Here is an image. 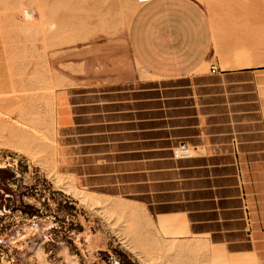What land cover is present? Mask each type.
<instances>
[{
  "label": "crops",
  "instance_id": "obj_1",
  "mask_svg": "<svg viewBox=\"0 0 264 264\" xmlns=\"http://www.w3.org/2000/svg\"><path fill=\"white\" fill-rule=\"evenodd\" d=\"M138 1L123 36L133 69L99 55V71L85 61L65 90L84 177L142 205L168 236L250 253L239 161L249 153L237 142L264 146V0ZM180 143L198 153L175 159Z\"/></svg>",
  "mask_w": 264,
  "mask_h": 264
},
{
  "label": "rangeland",
  "instance_id": "obj_2",
  "mask_svg": "<svg viewBox=\"0 0 264 264\" xmlns=\"http://www.w3.org/2000/svg\"><path fill=\"white\" fill-rule=\"evenodd\" d=\"M139 4L0 0V264H264V146L259 143L237 142L240 152L249 153L239 158L240 176L256 244L242 255L227 256L199 237L168 236L142 205L109 196L99 178L84 177L83 169L90 168L77 147L65 90L83 78L85 61L86 69L99 71L98 61L90 67L99 55H116L120 68L133 69L122 51L123 36L126 16ZM98 10L104 25L95 17ZM100 42H106L102 50ZM69 52L75 53V64ZM128 208L136 211V220L124 214ZM192 242L199 249L185 248Z\"/></svg>",
  "mask_w": 264,
  "mask_h": 264
},
{
  "label": "bare ground",
  "instance_id": "obj_3",
  "mask_svg": "<svg viewBox=\"0 0 264 264\" xmlns=\"http://www.w3.org/2000/svg\"><path fill=\"white\" fill-rule=\"evenodd\" d=\"M67 1H68V0H67ZM103 3H104V2H103ZM134 4H135V3H134ZM135 5H136V4H135ZM102 6H104V5H102ZM75 8H76V7H75ZM78 9H79V8H78ZM106 9H107V8H106ZM110 9H111V8H110ZM7 10H8V9H7ZM125 11H126V10H125ZM110 12H111V11H110ZM105 13H106V11H105ZM117 13H119V12H117ZM121 13H122V12H121ZM122 14H124V11H123ZM125 14H127V12H126ZM125 14H124V15H125ZM133 14H134V10H130L129 13H128V16H126V17H127V18L130 17L129 19L131 20V17L133 16ZM118 15H119V14H118ZM124 15H123V16H124ZM106 16H107V15H106ZM121 16H122V15H121ZM95 17H99V20H98V21H101V22H99L100 24H103V23H104V22H103V14H102V15L100 14V10L97 11V16H95ZM104 17H105V15H104ZM127 18H126V19H127ZM107 19H108V17H107ZM110 19H111V18H110ZM124 19H125V18H124ZM126 19H125V20H126ZM108 20H109V19H108ZM129 22H130V21H129ZM128 24H129V23H128ZM103 25H104V24H103ZM105 25L108 26L107 23H106ZM126 25H127V24L125 23V26H126ZM115 28H116V27H115ZM126 29H127V28H126ZM16 50H17V49H16ZM9 52H10V51H9ZM19 62H20V61H19ZM21 65H22V64H21ZM30 75H31V74H30ZM25 85H26V84H25ZM36 90H37V89H36ZM49 90H50V89H49ZM28 91H29V90H28ZM32 100H33V99H32ZM49 100H50V99H49ZM20 119H21V118H20ZM22 131H23V130H22ZM23 132H25V131H23ZM25 133H26V132H25ZM25 133H24V134H25ZM19 135H21V134H19ZM21 137H22V135H21ZM194 152H195V151H194ZM56 179H57V178H56ZM64 180H65V179H64ZM65 183H66V182H65ZM65 183H64V184H65ZM56 186H57V185H56ZM76 192H77V190H76ZM83 195H84V194H83ZM96 195H97V194H96ZM96 195H95V196H96ZM93 196H94V195H93ZM95 196H94V197H95ZM80 197H81V196H80ZM101 197H102V196H101ZM101 197H100V198H101ZM98 198H99V197H98ZM102 198H103V197H102ZM95 199H96V197H95ZM90 200H91V199H90ZM101 200H102V199H101ZM110 200H111V199H110ZM94 202H95V201H94ZM96 202H97V201H96ZM96 202H95V203H96ZM90 203H93V202H90ZM127 203H128V202H127ZM87 205H88V204H87ZM138 206H139V205H138ZM115 207H116V206H115ZM133 208H134V207H133ZM133 208H131V209L128 208L127 210H125V213H124V214L127 215V217H128L129 219L136 220V219H137V213H136V211H135ZM161 225H162V224H161ZM163 225H164V224H163ZM128 227H129V226H128ZM135 236H136V235H135ZM136 237H137V236H136ZM141 237H142V236H141ZM142 238H144V237H142ZM141 240H142V239H141ZM137 241H139V240H137ZM143 241H144V240H143ZM143 241H142V242H143ZM196 242H197V241H196ZM140 243H141V242H140ZM185 244H186V243H185ZM200 244H201V243H200ZM183 246H184V245H183ZM198 247H199V245L196 244V243H193V242L190 243V244H187V245L185 246V248H187V249H189V250H193V251L199 249ZM182 248H183V247H182ZM247 261H248V260H247ZM236 262H237V261H236ZM236 262H235V263H236ZM240 262H241V261H240ZM226 263H227V262H226ZM232 263H233V262H232ZM245 263H246V262H245ZM236 264H237V263H236ZM238 264H239V262H238Z\"/></svg>",
  "mask_w": 264,
  "mask_h": 264
},
{
  "label": "built area",
  "instance_id": "obj_4",
  "mask_svg": "<svg viewBox=\"0 0 264 264\" xmlns=\"http://www.w3.org/2000/svg\"><path fill=\"white\" fill-rule=\"evenodd\" d=\"M147 0H141V2H146ZM212 72H216L213 67ZM195 148L191 147L186 143H180L175 148H173V157L175 159H189L194 156Z\"/></svg>",
  "mask_w": 264,
  "mask_h": 264
}]
</instances>
